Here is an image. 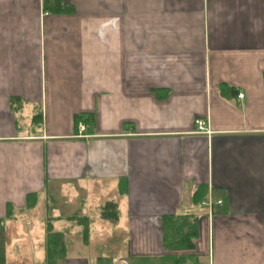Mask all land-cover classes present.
Wrapping results in <instances>:
<instances>
[{
  "label": "crops",
  "instance_id": "obj_1",
  "mask_svg": "<svg viewBox=\"0 0 264 264\" xmlns=\"http://www.w3.org/2000/svg\"><path fill=\"white\" fill-rule=\"evenodd\" d=\"M60 3L0 0V218L44 222L6 264L44 260L49 220L62 264H264V0ZM58 197L87 209L49 214ZM167 215L192 225L185 248Z\"/></svg>",
  "mask_w": 264,
  "mask_h": 264
},
{
  "label": "trees",
  "instance_id": "obj_2",
  "mask_svg": "<svg viewBox=\"0 0 264 264\" xmlns=\"http://www.w3.org/2000/svg\"><path fill=\"white\" fill-rule=\"evenodd\" d=\"M44 4L46 5V7L52 10H56L58 8L60 9V7L63 6V3L61 4L60 0H54L52 4H50V2L47 4V0H44ZM31 194H34L35 197H37L35 192H30L28 196ZM198 198L200 199V196H198ZM34 203L35 201L32 202L28 199L26 205L29 207L31 205H34ZM11 208V203H8L6 215L3 218H0V264H6L7 262V251L5 242L6 239L4 236V231L6 219L14 217L11 212ZM102 213L104 217H108L111 220H115V218L117 217V209L115 202L107 201L103 205ZM74 217H78V223H80L82 226L81 236L83 239H86L87 229L86 219H84L85 215H75ZM191 227L192 225H188V222H186V218L184 216L167 215L164 218L163 227L165 245L175 249L185 248L188 243H192V238L190 235V233H192V229H190ZM66 252L67 241L64 232L62 230L53 229L51 221L49 220L46 233L45 258L39 264H62L66 257ZM105 259V257L101 256L100 262H102V264H105Z\"/></svg>",
  "mask_w": 264,
  "mask_h": 264
},
{
  "label": "rangeland",
  "instance_id": "obj_3",
  "mask_svg": "<svg viewBox=\"0 0 264 264\" xmlns=\"http://www.w3.org/2000/svg\"><path fill=\"white\" fill-rule=\"evenodd\" d=\"M21 122H22L21 124H23V120ZM62 191H63V189H62ZM84 196L86 197V195H84ZM56 199L57 200L54 199V201L58 202V199H59V200H61L60 201L61 204L58 206V205L52 204L50 202L52 205L48 209V213L49 214H54V213L63 214V213H67V212L80 214L83 211H86V209H87L86 208L87 207L86 204H87L88 199H86V198H85V201H86L85 204L83 205V203H82L83 206L82 205H76L77 203L72 204L71 202H69L68 197H66L65 199H62L61 197H58ZM81 202H83V201H81ZM40 208L41 207H37V210L40 211ZM42 208H43V206H42ZM35 211H36V208L33 209V210H29L27 212V214L30 213V212L35 213ZM35 214L36 215L34 217L33 216H29V215L26 216L27 219L29 220L28 223H22L20 225V227L16 226V228L15 227H11V228L5 229V231H4V236H5V239H6L5 242H9L10 237L12 235H15V233H17V232L20 233L19 234V236H20L19 237L20 238L19 241H15L13 243V245H11L12 248H16V249H12L13 251H18L19 253H22L25 248L27 250L28 249H34V250L36 249V251L39 250L38 249L39 245L34 244V242L37 241L38 235L40 236V234L43 233L44 222H42V220H40L41 219V217H40L41 214L39 216L38 215L39 212H36ZM95 217H96V219H95L96 226L99 227L100 226V220H97V219L100 217V215H98V212L95 213ZM73 224H74V222H73ZM73 237H75V240L77 239V241L80 240V236H78V235L75 236L74 234H71L70 239H72ZM21 239H26V244H22V240ZM71 241H74V240H71ZM108 244H109L108 247H116L117 249H120V250H124L126 248V246H124L123 240L121 239V236L109 237ZM75 247H78V246H75ZM101 247H102L103 250H106V248H104L103 245ZM88 249H91V245L88 247ZM21 262H23V261H12L11 260L8 264H24V263H21Z\"/></svg>",
  "mask_w": 264,
  "mask_h": 264
},
{
  "label": "built area",
  "instance_id": "obj_4",
  "mask_svg": "<svg viewBox=\"0 0 264 264\" xmlns=\"http://www.w3.org/2000/svg\"><path fill=\"white\" fill-rule=\"evenodd\" d=\"M237 96L238 97H242L243 96V92L242 91L238 92ZM205 121L206 120H204L202 118H198L197 119L196 122H197V128H198L199 131H209L208 127L205 124ZM77 127H78L79 134H82V131L85 129V123L83 122V120H78ZM216 202H221V200L217 199Z\"/></svg>",
  "mask_w": 264,
  "mask_h": 264
}]
</instances>
